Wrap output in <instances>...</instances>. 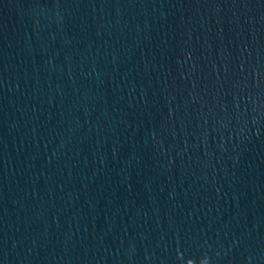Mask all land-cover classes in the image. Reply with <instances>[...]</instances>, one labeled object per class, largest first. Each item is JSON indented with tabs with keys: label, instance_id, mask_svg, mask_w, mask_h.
Wrapping results in <instances>:
<instances>
[{
	"label": "water",
	"instance_id": "obj_1",
	"mask_svg": "<svg viewBox=\"0 0 264 264\" xmlns=\"http://www.w3.org/2000/svg\"><path fill=\"white\" fill-rule=\"evenodd\" d=\"M0 264H264V0H0Z\"/></svg>",
	"mask_w": 264,
	"mask_h": 264
}]
</instances>
